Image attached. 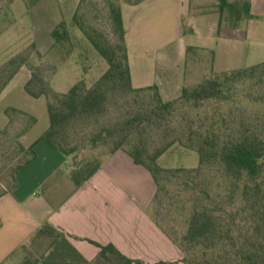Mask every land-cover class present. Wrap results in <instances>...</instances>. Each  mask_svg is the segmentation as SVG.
Masks as SVG:
<instances>
[{"label": "trees", "instance_id": "16d2710c", "mask_svg": "<svg viewBox=\"0 0 264 264\" xmlns=\"http://www.w3.org/2000/svg\"><path fill=\"white\" fill-rule=\"evenodd\" d=\"M215 1L222 17L229 14L233 28L253 18L250 0ZM73 22L107 63V71L91 86L82 80L67 93H57L43 67L31 68L30 54L24 53L0 67V96L21 68L30 67L32 76L25 90L34 98L47 99L50 119L37 142H47L65 157L77 187L119 150L145 166L157 185L153 220L181 249L183 264H264V90L260 89L264 62L222 73L213 70L210 78L191 89L184 87L177 98L165 101L156 85L132 87L121 0H80ZM52 37L51 51H64L71 42L64 22L53 29ZM31 52L43 57L34 43ZM51 69L54 74L56 65ZM254 106L261 110L253 111ZM109 108H117L118 117L96 131L92 140L110 149L79 160L77 153L86 142H77L74 136L82 127L98 123ZM5 114L11 124L15 116L28 120L22 135L37 123L18 109L8 108ZM6 133V128H0V136ZM175 144L196 151L199 165L160 167L158 160ZM35 145L24 148L19 143L25 158L12 170L11 182L0 198L17 187L19 170L36 160ZM172 206H179L184 218L181 234ZM62 234L49 223L42 225L30 241L32 248L23 247L29 249V264H39ZM96 245L111 264H142L113 246Z\"/></svg>", "mask_w": 264, "mask_h": 264}, {"label": "crops", "instance_id": "0c3cea01", "mask_svg": "<svg viewBox=\"0 0 264 264\" xmlns=\"http://www.w3.org/2000/svg\"><path fill=\"white\" fill-rule=\"evenodd\" d=\"M250 2L253 18L233 29L221 22L213 0H121L132 87L156 85L165 101L177 98L189 74V52L191 63L202 52H211L216 73L239 69L227 67L228 50L240 52L243 47L233 40L242 39L238 34L242 28L262 32L255 22L262 16L264 0ZM55 22L31 29L33 43L42 55L54 45L57 15ZM212 46L221 49L213 51ZM170 48H176L174 55L163 52ZM30 79L31 71L21 68L0 96V128L9 122L8 108L37 119L21 139L24 148L36 143L37 158L19 170L14 191L0 198V264H15L45 223L63 234L39 264H111L96 244L113 246L136 263L183 264L181 249L153 220L157 185L145 166L119 150L77 187L65 157L47 142H37L48 130L50 119L47 99L26 92Z\"/></svg>", "mask_w": 264, "mask_h": 264}, {"label": "rangeland", "instance_id": "374dc122", "mask_svg": "<svg viewBox=\"0 0 264 264\" xmlns=\"http://www.w3.org/2000/svg\"><path fill=\"white\" fill-rule=\"evenodd\" d=\"M80 0H39L37 6L33 5L35 0H0V67L10 59L20 54H30V67L42 66L43 74L51 77V86L57 93H67L76 83L84 80L88 86L96 82L108 69L107 63L99 56L84 34L77 28L73 22ZM217 6V2L213 0ZM232 1V0H231ZM218 8V6H217ZM216 12H220L216 9ZM56 15L59 23L64 22L70 33L71 42L67 43L65 50L59 52L52 50L39 58L31 52L33 39L31 29L47 28V25H54ZM229 14L224 17L220 15L221 22L229 24ZM99 23H102L99 20ZM52 25V26H53ZM101 25V24H100ZM230 25V24H229ZM243 25V24H242ZM256 27L261 28V33L253 32L248 28H242L238 32L242 39H234L233 43L241 44L243 47L240 52H229V63L227 67L246 68L264 62V10L260 19L256 20ZM103 26V25H101ZM241 27V26H240ZM234 29V28H233ZM213 51L221 49L212 46ZM175 54L176 48L164 49L163 52ZM227 52V51H226ZM240 55H239V54ZM232 55V56H231ZM239 56V60L234 57ZM191 52H189L188 76L185 84L186 88L191 89L201 83L204 79L210 78L214 69L213 56L209 51L202 52L197 58L196 63H191ZM52 65L57 69L52 74ZM30 67H27L30 70ZM217 69H220L218 64ZM31 71V70H30ZM32 76V71H31ZM264 90V86L260 88ZM259 89V90H260ZM245 105V103H244ZM261 110L260 106H254L253 111ZM118 117L117 108H109L98 123L82 127L80 132L74 136L75 140L85 143L80 152L77 153L79 160L87 159L92 156L103 155L110 149L109 145H103L101 142L93 141L96 138V131L102 126H108ZM9 119V118H8ZM13 123L8 124L2 129H7L6 135L0 136V193L11 182L12 170L19 161L25 158V154L19 148V143L23 137L22 131L28 124L27 119L14 117ZM86 141H83V140ZM88 140V142H87ZM156 145H159L158 143ZM23 146V145H22ZM69 164H73L72 157ZM160 167L165 169H192L199 165V154L196 151L187 149L175 144L158 160ZM166 205L168 201L164 199ZM173 215L176 216V224L179 227V234L184 232L181 209L179 206H172ZM170 209V206H169ZM154 214V209L151 210ZM164 221V216H162ZM179 236V235H178ZM29 249L32 248L29 243ZM22 250L16 258L15 264H29L28 251Z\"/></svg>", "mask_w": 264, "mask_h": 264}]
</instances>
